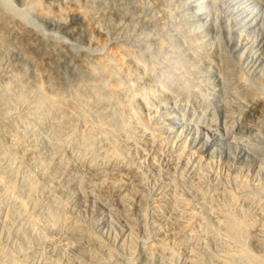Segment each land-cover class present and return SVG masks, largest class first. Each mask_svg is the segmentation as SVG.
Returning <instances> with one entry per match:
<instances>
[{
	"label": "bare ground",
	"instance_id": "bare-ground-1",
	"mask_svg": "<svg viewBox=\"0 0 264 264\" xmlns=\"http://www.w3.org/2000/svg\"><path fill=\"white\" fill-rule=\"evenodd\" d=\"M16 1L20 7L14 5ZM16 1L0 0V211H6L4 222H0V233L5 235L7 243L13 242L8 245L15 244L13 250V247L9 248L13 252L10 250L8 253V249L4 250L7 248L3 244L5 240L0 241V264H19L13 254L16 250H28L23 249L38 240L40 232L35 234L39 230L36 225L42 224V221L39 223L41 218L47 223L44 225L47 230H57L66 235L73 264H136L139 257V264H263L260 260L264 259V254H253L246 242H242L244 230L251 226L247 223L251 211L238 207V203L247 200L250 207L260 204V199L254 197L244 182L240 186V194L229 195L222 206L229 214L223 224L227 239L224 235H213L205 221L201 223L207 235L210 238L213 235L216 240L212 239L217 245L214 252L206 244L200 247L204 242L196 240L190 250L180 254L179 249L170 247L159 238L158 226L147 219L153 209L148 211L149 197L142 187L141 169L127 158L126 148L117 139L119 135L125 136L128 142L133 139L128 126L131 115L128 114L137 112L134 110V98L138 92L132 83L134 71L131 64L141 62L142 53L153 48L144 45L135 55L133 45L119 40L107 47L108 50H99L102 44L106 45L114 21H123L136 3L133 5L130 0ZM109 7L113 12L107 10ZM73 18L87 26L90 49L78 50L45 28L58 27L69 33L75 28L70 22ZM245 22L250 24L251 20L246 18ZM136 26L134 22L131 25L134 30ZM231 43L234 52L238 53L241 45ZM159 45L163 47L162 40ZM202 52V56L214 63L211 59L215 57L213 52ZM194 54L200 55L199 52ZM171 57L172 66L183 76L193 70L174 52ZM230 62L224 64L227 81L243 97L251 98L249 108L252 112L264 113V97L256 96L254 87L247 85L245 81L248 80H244L242 73ZM170 85L182 96H191L180 84L171 82ZM126 106L133 111H127ZM98 166L104 179L101 186L109 183L119 194L117 197L122 205L120 216L125 224L116 237L112 233L107 237L100 228L78 218L68 205L75 194L91 196L93 187L89 182V186L84 187V173ZM110 167L115 171L113 179L106 174ZM117 173H124L122 177H131L139 184L129 188V184L117 178ZM90 183L94 187L100 185L95 180ZM198 190L203 192L201 188ZM38 193H47L46 200L40 196L43 202H39ZM171 195L169 199L165 197L157 208L154 207L152 214L158 213L156 216L162 220V209L177 212L184 208L189 212L185 224L195 223L200 218L194 209H188L190 205L179 194ZM34 227L37 228L35 233ZM262 246L264 249V244ZM58 260L51 262L61 264Z\"/></svg>",
	"mask_w": 264,
	"mask_h": 264
},
{
	"label": "rangeland",
	"instance_id": "rangeland-1",
	"mask_svg": "<svg viewBox=\"0 0 264 264\" xmlns=\"http://www.w3.org/2000/svg\"><path fill=\"white\" fill-rule=\"evenodd\" d=\"M131 1L133 5L137 4L134 7L131 6L134 10L131 8L123 21H114L109 38L106 39V45L104 43L99 48L104 51L113 42L116 43L119 40L123 43L128 41L127 44L133 45L135 55L141 52L144 45H148L149 49L153 48L151 51L142 53L144 60H141L142 63L131 64V69L134 71L132 83L138 92L135 95V107H133L138 113L130 107H125L127 111H133L131 114L127 112L129 116L131 115L127 117L130 120L128 126L133 139L128 142L125 136L119 135L117 140L122 147L126 148L127 158L141 169L142 187L145 189L147 198L149 197L148 211L151 208L154 211V207L161 205V201L168 193L170 194L166 199H169L171 194H179L178 196L190 205L188 209H194L200 217L195 220V223L188 225L185 224L189 214L187 209L182 208L177 212L174 211L175 213L170 209H162L163 215L160 213L164 217L162 220L156 216L158 213L154 215L151 210L148 213V221L156 223L152 225L158 226L159 238L165 240L170 247L179 249L177 251L180 254L190 250L191 244L196 243V240L204 242L203 245H199L200 247L206 244L214 252L217 245L212 240H215L213 235L217 234L220 237L224 235L227 239L223 224L229 214L222 206L229 195L240 194V186L244 182L253 192L254 197L260 199V204L250 207L247 200L238 203V207L251 211V215L247 216V223L251 226L248 230H244L242 242L243 244L246 242L245 245H248V249L253 254H264L262 249L264 244V187L262 188L264 186V113L250 110L251 98L246 99L241 92L233 89L227 81L229 79L224 68L231 61L230 64L234 65V69L242 73L244 80H248L245 81L247 85L250 88L254 87L256 96L264 97V57L261 58L264 56V0ZM14 3L15 6L18 4L17 7H20L17 1ZM107 10L113 12L110 7ZM246 18L251 20L250 24L245 22ZM113 20L114 18L112 22ZM132 21L137 23L136 30L131 27ZM70 22L75 25L74 30L77 27L79 30L77 28L68 33L58 27L45 26V28L55 32V35L73 44L78 50L90 49L87 26L80 24L74 18ZM125 27L126 30H124ZM100 40L104 42V38L100 37ZM161 40L162 48L159 45ZM230 41L239 43L238 46L241 45L238 52L240 55L234 52V45ZM193 50L200 55L201 51L206 54L213 52L212 54L217 58L211 57L213 63L205 56L194 54ZM173 52L181 60L183 58V61L190 66L189 68L193 69L187 76H183L180 70L172 66ZM198 55L204 59L201 60L197 57ZM170 80L180 84L191 96L184 97L170 87ZM110 168L107 169L106 174L113 179L115 171L113 172L112 167ZM98 169L99 166L85 173L81 171L82 174H86L84 187H87L88 182L93 187L91 196L75 194L68 201V205L78 218L92 226L95 225L97 229L100 228L99 230L103 231L107 237L109 233L116 237L120 235V229L125 224L121 221L122 205L117 197L119 194L109 183L101 186L104 179ZM121 174L124 173L118 174L117 178L129 184V188L137 187L139 184L137 181L131 177H122ZM90 180H95L100 185L94 187ZM198 188H201L203 192ZM47 195V193L42 195L38 193L39 202H43V199L45 201ZM40 196H43L42 200ZM1 211L0 222L3 223L6 211L4 209L3 212ZM150 215L153 219H150ZM43 221L44 219L41 218L39 223L42 224H38L39 227L36 225L39 229L37 232V228H33L35 234L40 232L37 235L39 237L42 235V239L36 235L38 240L31 242L29 247L23 249L28 250H16L15 253H18L13 254L17 260L16 263L52 264L59 259L61 264L62 262L73 264L71 252L67 248L66 235L57 230H47V226H44L47 223ZM202 222L206 223L205 225L211 230L209 232L213 233L212 238L204 231ZM43 239L44 242L41 243L40 240L43 241ZM1 240H5L4 243L2 241L7 247L4 250L8 249V253L13 252L15 244H12V241L7 243L3 233H0ZM10 242H12L11 246L8 245ZM11 247H13L12 250L9 249ZM179 253L178 256H180ZM139 261L140 257L135 263L139 264ZM260 262L264 264V259Z\"/></svg>",
	"mask_w": 264,
	"mask_h": 264
}]
</instances>
